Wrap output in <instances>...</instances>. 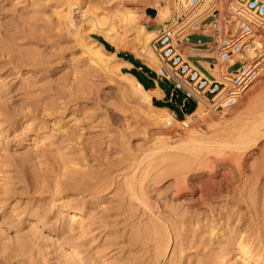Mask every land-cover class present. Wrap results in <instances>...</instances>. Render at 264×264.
Listing matches in <instances>:
<instances>
[{
  "label": "bare ground",
  "instance_id": "1",
  "mask_svg": "<svg viewBox=\"0 0 264 264\" xmlns=\"http://www.w3.org/2000/svg\"><path fill=\"white\" fill-rule=\"evenodd\" d=\"M211 1L214 0H204L203 5L198 9V15L207 10L208 3ZM215 1L219 7H223L230 0ZM84 5L85 9H83ZM148 10L152 11V15L147 14ZM51 12L56 18L58 29L72 36L74 42L80 46L81 54L85 56L82 58V61L86 62L85 70L74 68L76 76L73 78L72 85L69 88L57 89V97L63 100L62 102L50 99V96L35 99L25 98V95L21 101L22 108L12 115H7L6 106L0 104L2 123L12 125L23 119L19 136L12 135L9 138L11 134L5 135L3 134L4 128L0 129L1 145L6 146L11 142L19 148L32 140L38 144L41 142V147L36 151L38 156L46 158L51 152L61 155L53 161V165L59 167L54 181L44 179L40 181L41 183L37 180L32 182L33 187L39 189L40 192H50L53 195L48 200L49 203L45 204V210H39L43 206L37 205L33 210L28 211L26 205L20 213L16 212L18 218L25 215L28 217L27 220L32 219L35 228L38 226L41 228L35 230L32 235H43L40 230L45 229L48 232L46 238H57L54 242L59 241L58 248L63 250V264H98L99 253L104 250L100 246L95 247L91 244L92 242L96 244L101 234L98 233L91 238L86 237L91 235L90 233H96L95 231L99 228H102V231L105 230L106 235L102 238L106 240L116 234L113 230H107L105 225L109 220V214L106 213L113 208L102 205L107 199L116 195L126 200L128 207L136 201V204L143 208H150V215L142 228L138 230L134 227L136 229L132 237L134 242L138 243L136 239L142 236V244L147 240L153 241L160 255L170 250V237L166 230V223L160 213L152 209L148 203L149 200L142 183L143 176L148 169H145L146 172L137 171L136 168L131 173H116L112 170L113 158L120 156L121 151L120 148L110 147L106 150L105 160L96 158L100 168L92 169L90 167H93V164H90V167L80 165V161L87 160L88 148L85 145L63 146L65 142L70 141V137L74 136L73 133L65 131L72 115L69 114L67 118L64 116L65 119L64 117L57 118L55 115L64 113L70 105L72 106L71 113L75 112L79 105L77 101L88 100L83 94L87 90L85 84L91 78L108 79L117 76L116 81L120 87L129 93L138 106L142 107V112L139 111L141 118L135 120L134 125L144 129L151 127V135L159 138L147 150L150 153L164 151L163 157L174 159L169 168L163 169V172H169L172 175L170 190L172 196L189 191L192 185L191 180L196 175L212 176L216 174L217 166L223 165L229 170L232 183L223 188L220 187L215 197L224 198V202L240 197L241 200L245 198L248 203L246 214H249L250 218L246 219L247 216L242 214L236 216L234 225L227 229L229 234L223 238V244L216 252L211 253L209 264H231V249L236 253L237 260H241V264H264V231H261L258 224L254 223L256 202L253 199V193L246 194V183L249 179H253V183L262 184L264 195V54H259L258 58L262 69L256 80L258 81L257 89L242 102V110L230 114L224 123L214 120V116L209 111H204L203 106L199 104L191 113L186 114L183 120L179 121L173 118L168 108L152 103V99L162 97V91L159 88L146 89L131 73L121 72L119 64L130 66L131 63L119 57L115 52L107 50L98 40L93 38L90 41L86 40V30L81 28L83 23L88 24L92 32L102 34L104 39L116 42V45L119 43L125 45L128 33L133 31L135 35L132 41L135 47L131 50L137 55L146 56L151 64H156V56L148 48V44L156 38V33L150 28H158L156 25H161L171 18L173 0H58L54 6H51ZM4 46L0 38V51L6 50ZM35 59L34 56L26 59L27 72H37ZM17 77L18 75L12 78L13 82ZM20 85L22 83H19ZM23 86L19 88H23V94H27L29 89ZM54 90L48 89L49 92ZM68 97L69 99L65 100ZM69 101L73 103L69 104ZM206 118L211 119L212 126L217 128V132L207 135L189 128L194 121ZM173 123H180L188 129L184 135L177 137L174 141H169L172 136L169 127ZM124 124L130 127L133 123L124 121ZM15 131L17 130L10 133L15 134ZM111 142V139L108 140V143ZM67 149L69 150L66 151ZM251 153L253 161L248 163L246 159ZM156 167L157 165L154 164L149 169ZM160 176L161 173H158L155 179ZM64 188L74 190L75 197L68 200L60 196V189ZM197 200L198 208L192 207L193 210L190 213L191 216L197 217L196 227H204L212 234L216 233L217 227L221 231L225 230L228 218L231 216L224 217L219 212L213 214L215 205L207 203L201 197ZM100 205H102L101 209H99ZM12 211L16 210L12 209ZM99 218L101 220L97 225ZM127 220V217L123 219V221ZM52 233L55 237H51ZM83 237L86 239L83 240ZM181 251L180 248L179 253ZM173 252L174 248L171 253ZM113 254L116 252L113 251L111 255ZM204 261V257H200L195 264H202ZM101 262L109 264L106 260Z\"/></svg>",
  "mask_w": 264,
  "mask_h": 264
},
{
  "label": "rangeland",
  "instance_id": "2",
  "mask_svg": "<svg viewBox=\"0 0 264 264\" xmlns=\"http://www.w3.org/2000/svg\"><path fill=\"white\" fill-rule=\"evenodd\" d=\"M57 1L0 0V38L6 48V50L0 51V104L6 106L8 111L5 113L7 115H12L22 108L21 101L25 95V98L33 97L35 99L50 96V99L62 102L63 100L57 97V89L69 88L72 85L73 78L76 76L74 68L77 67L80 70L86 68V62L82 61L85 56L81 54L80 46L74 42L72 36L67 35L64 30L58 29L56 18L51 12V6H54ZM85 8L84 5L83 9ZM147 14L152 15V11L148 10ZM88 26L83 23L81 27L86 30V40L90 41L91 38L101 37L117 55L118 53H127L145 66L147 70H143L142 74L145 79L154 77L151 69H156L158 61L156 64H151L146 56L137 55L131 50L132 47H135L132 41L135 35L133 31L128 33L125 45L121 43L116 45V42L104 39L102 34L92 32ZM152 26L155 25L152 24ZM158 26L156 25V27ZM150 29L156 33L157 28L151 27ZM148 48L150 51L152 50L150 44H148ZM29 56L36 58V73L26 71V59ZM118 66L124 73L134 68L123 64ZM137 70L142 72V70ZM17 75L16 81L13 82L12 78ZM117 78V76L108 79L91 78L85 84L87 90L83 94L88 100L77 101L79 105L75 112L71 113L72 106L70 105L64 113L55 115L57 118L64 116L67 118L69 114L72 115L67 122L65 131L73 133L74 136L70 137V141L65 142L63 146L85 145L88 148L87 160L80 161V165L84 164L90 167V164H93V167H90L92 169L100 168L96 158L105 160L106 150L109 147L120 148L121 151L120 156L113 158L112 170L116 173H131L136 168L137 171L148 169V172L145 171L142 183L149 200L148 203L152 209H156L160 213L166 223V230L170 237V250L166 254L160 255L153 241L147 240L142 244V236H139L136 239L138 243H135L132 239L133 232L142 228L150 215V208H143L136 204V201H133L132 205L128 207L126 200L114 195L102 205L113 208L106 213L109 214V220L105 225L107 230H113L116 234L106 240L104 238L105 230L102 231V228H99L95 231L96 233L85 236L91 238L98 233L101 234L98 242L91 244L95 247L100 246L104 250L99 253L98 264H103L101 261L104 260L109 264H195L200 257H204L205 260L202 264H209L211 253L216 252L223 244V238L229 234L227 229L234 225L236 216L242 214L247 216L246 219L250 218L249 214H246L248 203L245 198L241 200L240 197L230 202L227 200L224 202V198L215 197L220 187L223 188L232 183L231 174L223 165H218L216 174L212 176L196 175L191 180L192 185L189 191L172 196L170 194L172 175L169 172H163V169L169 168L174 159L163 157L164 151L150 153L147 150L159 138L156 135H151V127L144 129L134 125L135 120L141 118L142 107L138 106L129 93L120 87L116 81ZM256 82L233 108L218 113L203 107L204 111H209L214 116V120L225 123L230 114L242 110V102L256 91L258 81ZM19 83L22 85L19 86ZM21 86L28 87L29 92L23 94V88H19ZM160 86L168 96L164 99L165 102L154 98L152 103L168 108L174 119L183 120L188 113L181 111V93L178 92L175 100L171 101L173 93L171 85L162 82ZM49 88L55 90L49 92ZM68 99L69 97L65 100ZM155 101L156 103H154ZM72 103L73 101H69V104ZM86 103L88 104L86 105ZM192 106L191 103L190 108ZM2 120L3 117L0 115V129L4 128L5 130L3 134H11L9 138L12 135L19 136L21 134L20 124L23 119L12 125L6 122L2 123ZM123 120L133 124L126 127ZM212 124L211 119L206 118L194 121L189 128L191 127L201 134L210 135L217 132V128ZM77 127L81 129L77 130ZM15 129L17 130L15 134L10 133ZM187 129L188 127H184L180 123H173L169 127L172 132L169 141H174L177 137L184 135ZM52 130L56 131L54 128ZM110 139L112 142L108 143ZM40 147L41 142L38 144L32 140L19 148L12 145L11 142L6 146L0 144V264H63V250L58 248L59 241L54 242L57 238H46L48 232L45 229L40 230L43 235L33 236L32 233L40 227L35 228L32 219L27 220L28 217L25 215L20 218L16 216V212L20 213L23 208H26V205L28 211L33 210L37 205L43 206L39 210H45V204L49 203L48 200L53 196L50 192H40L39 189L33 187L32 182L37 180L38 183H41L40 181L44 179L54 181L59 167L54 166L53 161L61 155L51 152L46 158H42L36 152ZM252 156V153L247 156L248 163L253 161ZM154 164L157 167L149 169ZM158 173H161V176L155 179ZM76 177L79 176L76 175ZM115 188L116 185L113 188V193ZM60 190V196L65 199L71 200L75 197L72 189ZM246 191V194L253 193V199L256 202L254 223L258 224L261 231H264L262 184H255L253 179H249L246 183ZM198 197L215 205L213 214L219 212L224 217L231 216L228 218L225 230L221 231L217 227L216 233L212 234L204 227H196L197 217L191 216L190 213L193 210L192 207L198 208ZM238 199H240L239 203H237ZM12 209L16 211H12ZM97 216L100 217V215ZM125 217H127V221H123ZM100 220L101 218L98 219L97 225ZM221 221L224 222L223 219ZM121 231L123 232L121 233ZM53 236L55 237L52 233L51 237ZM102 236L104 237L102 238ZM85 237L82 239L85 240ZM173 248L174 252L171 253ZM180 248L182 251L179 253ZM113 251L116 254L111 255ZM103 255L105 256L102 257ZM230 257L231 264L242 263L241 260H237L233 249L230 251Z\"/></svg>",
  "mask_w": 264,
  "mask_h": 264
},
{
  "label": "built area",
  "instance_id": "3",
  "mask_svg": "<svg viewBox=\"0 0 264 264\" xmlns=\"http://www.w3.org/2000/svg\"><path fill=\"white\" fill-rule=\"evenodd\" d=\"M173 0V14L149 44L158 65L155 79L181 93L182 104L208 110L233 108L254 85L264 54V0Z\"/></svg>",
  "mask_w": 264,
  "mask_h": 264
},
{
  "label": "trees",
  "instance_id": "4",
  "mask_svg": "<svg viewBox=\"0 0 264 264\" xmlns=\"http://www.w3.org/2000/svg\"><path fill=\"white\" fill-rule=\"evenodd\" d=\"M99 42H101L103 44V46L109 50L112 51V47L106 42L104 41L101 37H95ZM118 56L131 62L134 65V68L131 69L129 71V73H131L134 77H136V79L146 88L149 89L151 86V83H148L146 81V79L144 78V76L142 75L144 73L143 70H147V68L143 65L140 64V62L136 59H134L131 55L127 54V53H118ZM141 68L142 72H139L137 69ZM156 103V101L154 102ZM158 106V104H156ZM160 106V105H159ZM195 109V105H193L191 108L189 107V109L186 111V113H191L193 110Z\"/></svg>",
  "mask_w": 264,
  "mask_h": 264
},
{
  "label": "crops",
  "instance_id": "5",
  "mask_svg": "<svg viewBox=\"0 0 264 264\" xmlns=\"http://www.w3.org/2000/svg\"><path fill=\"white\" fill-rule=\"evenodd\" d=\"M131 63V62H130ZM131 67H134V65L131 63V65H130ZM139 70H141V68L139 67L138 68ZM146 81L148 82V83H151V86L152 87H150L149 89H155V88H159L161 91H162V97L159 99L160 101H162V102H165V98L168 96L166 93H165V91L161 88V83L162 82H164V81H160V80H157V79H155V77H148L147 79H146ZM144 87V86H143ZM182 104V99H181V102H180V105Z\"/></svg>",
  "mask_w": 264,
  "mask_h": 264
},
{
  "label": "water",
  "instance_id": "6",
  "mask_svg": "<svg viewBox=\"0 0 264 264\" xmlns=\"http://www.w3.org/2000/svg\"><path fill=\"white\" fill-rule=\"evenodd\" d=\"M175 98H176V93L173 92V93H172V99H171V101H174ZM189 107H190L189 102H188V101H184V102H183V105H182V107H181V111H182L183 113H185V112L187 111V109H189Z\"/></svg>",
  "mask_w": 264,
  "mask_h": 264
}]
</instances>
